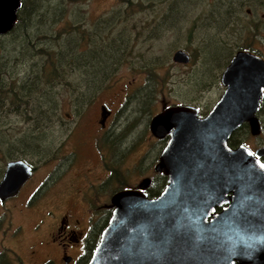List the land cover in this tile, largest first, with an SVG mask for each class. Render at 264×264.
<instances>
[{"label":"water","instance_id":"1","mask_svg":"<svg viewBox=\"0 0 264 264\" xmlns=\"http://www.w3.org/2000/svg\"><path fill=\"white\" fill-rule=\"evenodd\" d=\"M22 0H0V35L16 20ZM172 61L187 64L182 50ZM224 91L204 117L192 105H175L150 121L156 139L169 135L154 166L167 184L155 198L138 190L112 196L114 210L87 264H264V166L246 147L228 140L243 123L259 133L255 112L264 90V59L239 50L220 76ZM101 107L102 121L108 115ZM23 161H10L0 179V202L14 198L30 178ZM229 210L218 216L216 207Z\"/></svg>","mask_w":264,"mask_h":264},{"label":"rangeland","instance_id":"2","mask_svg":"<svg viewBox=\"0 0 264 264\" xmlns=\"http://www.w3.org/2000/svg\"><path fill=\"white\" fill-rule=\"evenodd\" d=\"M123 1L79 0L76 5L72 6L69 16L66 18L75 20L79 12L83 15L82 18L85 19L86 26L91 27L98 19L108 16L118 9H124L121 7L126 4ZM129 1L132 7H137L128 11V15L123 17L125 20L122 18L124 24L129 29H133L132 36L135 37L129 62L116 72L105 89L96 96L79 118L71 109L72 95L68 89L57 86L55 90L59 95L60 102L57 106L60 108L54 112L56 116L51 118L50 127L46 128L45 132L49 137L55 139V142L63 141L66 135H72L73 142L78 141L84 148L88 147L83 153L86 157L93 159L90 148L93 146L95 136L101 135L98 124L100 106L111 108L116 118L117 131L119 129L121 134L120 130L123 129L122 136H124L117 147V157L121 159L125 167L137 165L135 184H138L144 177L152 175V171L145 175L141 167L143 171H146V165L155 164L163 149L162 141L153 138L148 128L150 120L161 113L164 108L174 105H192L197 108L199 115L208 113L224 91V87L220 84V76L231 56L237 50H243L242 48L250 46L246 49L256 51L264 57V35L255 37L251 31L246 32L248 23L246 9H253L255 18H259L264 11L258 9L257 2L250 3V5L244 4L240 15H238L240 21L230 22L229 25L218 28L215 25V20L221 17L218 18L219 14L228 12L230 7L231 10L235 9L234 4L243 3V0ZM57 3L58 0H38V4L30 13L28 24L30 34L47 28L51 16L50 11ZM149 33H154L155 37H148ZM22 42L23 34L19 33L16 42L12 45L9 44L5 53L0 52V56L5 54L6 58L9 56L17 59L20 55H24V43ZM178 50L189 55L190 61L187 64H178L172 61L174 53ZM146 64L152 65L154 70L144 72ZM29 65L30 63L24 60L17 64L8 63V67L15 66L14 77H23ZM152 84H155L156 93L154 97L151 94L149 96L152 99L151 113L148 112L139 120L136 117H138L140 106L144 105V98L139 96L146 91V86L151 90ZM133 97L135 103H133ZM67 114L72 117L67 119ZM26 118L25 115L2 111L0 114L1 136L9 142L22 139L24 132L30 127H34L35 124L31 116H29L31 120ZM239 138L242 143L250 147H254V143L257 146L259 142L247 138V135L241 134ZM45 143L41 142L38 145L42 146ZM17 146L20 147L21 143L19 142ZM9 147L7 144L0 152V172L2 174L9 161L2 154H6ZM50 148L44 152L46 156ZM34 158L28 157L27 159L36 162ZM109 194L108 190L106 195L109 196ZM22 202L23 197L0 202V264H15L13 258L8 254V247L23 256L25 248L35 241L28 236L21 239L20 235L17 239L19 242H10V233L18 226L22 225L28 235L31 229L29 223L35 222L36 217L34 216H37V214L28 213L30 217L26 219L29 222L27 223L23 218L24 212L19 211ZM25 264L28 263L25 261Z\"/></svg>","mask_w":264,"mask_h":264},{"label":"flooded vegetation","instance_id":"3","mask_svg":"<svg viewBox=\"0 0 264 264\" xmlns=\"http://www.w3.org/2000/svg\"><path fill=\"white\" fill-rule=\"evenodd\" d=\"M254 2L258 3V9L264 11V0H243V5H250ZM252 10L246 9V20L248 21L246 32L251 31L255 37L263 36L264 13L259 18H255ZM242 49L262 57L261 54L249 48ZM101 107L106 109L105 112L108 115L101 124L100 109L98 124L101 135L95 136L93 146L90 148L93 159L86 157L83 153L88 147L84 148L78 141L73 142L72 135H66L63 141L50 143L51 148L47 156L35 157L36 162L22 158L8 161L21 160L30 167V178L22 185L14 198L23 197L19 211L24 212L23 218L27 223L29 222L26 219L30 217L28 213L37 214L34 216L36 217L35 222L29 223L31 229L28 235L22 225L10 233V242H19L17 239L20 235L21 239L28 236L35 240L25 248L23 256L17 254L11 247L7 248L15 264H25V261L28 264H87L114 210L112 196L124 190H138L139 183L135 184L137 165L125 167L121 159L117 157V147L121 143L123 132L120 130V134L119 129L117 131L116 118L111 108L102 105ZM76 114L79 118L82 113ZM205 115L199 116L204 117ZM254 115L259 133L252 135L248 122H245L231 134L228 140L229 147L244 146L252 154L258 149H264V90L258 110ZM71 117L70 114L66 115L67 119ZM148 128L150 130V123ZM241 134L259 141L257 146L253 141L254 147L246 146L239 138ZM157 140L162 141V148H164L169 135ZM234 140L238 141L236 145L233 143ZM257 160L264 166V152ZM155 164L146 165V171H143L140 165L145 175L152 171L151 177L142 179L148 178L151 181L149 186L143 190L148 198L157 197L167 184V178L154 171ZM108 190L110 191L109 196L106 195ZM107 198L108 201H106ZM226 199V204L215 208L214 213L217 216L223 210H229L233 203V192H229ZM45 203L47 205H44Z\"/></svg>","mask_w":264,"mask_h":264},{"label":"trees","instance_id":"4","mask_svg":"<svg viewBox=\"0 0 264 264\" xmlns=\"http://www.w3.org/2000/svg\"><path fill=\"white\" fill-rule=\"evenodd\" d=\"M78 2L79 0H58L57 5L50 11L47 28L30 34L28 31L30 13L38 4V0H22L12 28L0 35V52L5 53L7 46L16 42L18 34H23V50L26 54L20 55L17 59L9 56L6 58L5 54L0 56V114L2 111L21 114L25 115L26 119H30L31 116L35 123L34 127L24 132L22 139L9 142L0 134V152L7 144L10 146L9 151L2 154L7 160L46 156L44 152L55 140L45 131L50 127L51 118L56 116L54 112L60 108L57 106L60 103L55 90L57 86L68 89L72 95L71 109L75 113H83L105 89L116 72L129 62L135 37L132 36L133 29L124 24L123 17L128 15L129 10L137 7H132L129 0H124L126 4L121 6L124 9H118L98 19L91 27H87L83 15L79 12L75 20L66 18L72 6ZM234 5L235 9L231 10L230 7L228 12L219 14L218 18L221 17L215 20L216 27L223 28L230 22L240 21L238 15L243 3L238 2ZM147 36L154 38L155 34L149 33ZM23 60L30 63L26 74L23 77H14L15 66L8 67V63L17 64ZM146 70L154 69L152 65L146 64L144 72ZM149 88L146 86L144 94L141 93L139 96L144 98V105L140 106L136 117L139 120L152 110V99L149 96L150 94L152 97L155 96V84L151 85V90ZM122 137L124 136L121 134V139ZM19 142L20 147L17 146ZM41 142L46 143L38 145ZM237 142L234 140V145Z\"/></svg>","mask_w":264,"mask_h":264},{"label":"bare ground","instance_id":"5","mask_svg":"<svg viewBox=\"0 0 264 264\" xmlns=\"http://www.w3.org/2000/svg\"><path fill=\"white\" fill-rule=\"evenodd\" d=\"M17 14V13H16Z\"/></svg>","mask_w":264,"mask_h":264}]
</instances>
